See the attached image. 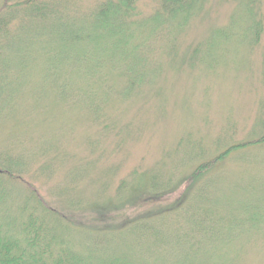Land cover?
<instances>
[{"label":"rangeland","instance_id":"obj_1","mask_svg":"<svg viewBox=\"0 0 264 264\" xmlns=\"http://www.w3.org/2000/svg\"><path fill=\"white\" fill-rule=\"evenodd\" d=\"M43 1L85 16L98 0ZM138 8L146 17L156 7L144 0ZM263 15L264 0H200L186 27L174 35L176 57L167 61L156 54L149 65L143 63V78L130 91L132 97L103 110L101 122L76 105L64 106L58 95L55 88L65 80L70 82L65 92L77 96L79 78L64 74L61 60L52 58L55 38L47 36L48 23L26 29L42 37L31 44L24 43L26 38L13 40L12 48L0 51V82L7 83L0 86V160L22 157L27 164L10 188L19 191L28 183L50 204L62 189L85 203L93 202L97 192L108 202L122 181L144 176L156 177L161 190H178L200 163L264 134V24L254 29ZM222 31L228 39L220 38ZM213 34L219 39L209 45ZM196 46L198 61L190 62L187 56ZM107 79L114 83L115 77ZM98 94L107 107L112 97L121 96L116 86ZM244 150L192 190L204 184L202 200L218 203L219 214L231 216L232 225L242 220L224 235L233 238L200 251L184 249L180 264H264V144ZM204 207L215 208L212 203ZM249 216L258 222L245 225ZM142 247L119 256L134 264H157L164 257L151 244Z\"/></svg>","mask_w":264,"mask_h":264},{"label":"trees","instance_id":"obj_2","mask_svg":"<svg viewBox=\"0 0 264 264\" xmlns=\"http://www.w3.org/2000/svg\"><path fill=\"white\" fill-rule=\"evenodd\" d=\"M142 1L98 0L87 15L75 16L61 10L58 3L2 0L0 44L5 45L0 51L3 54L7 46L12 48L13 40L26 38L24 43L31 44L42 33L25 30L37 27L40 21L47 22L51 30L47 36L55 38L50 44L54 50L52 58L61 60L64 74L79 78L74 87L77 96L65 92L70 90V82L65 80L55 88L58 95L64 106L76 105L79 112L101 122L103 110L132 97L130 91L143 78V63L149 65L156 54L167 61L176 57L174 35L186 27L200 3V0H146L156 8L144 17L138 8ZM263 24L264 15L254 29ZM214 34L207 44L212 45L218 38ZM219 36L228 39L223 31ZM251 40L254 44L258 41ZM198 48L187 56L188 61H198ZM109 76L115 77L114 83L109 82ZM6 84L0 82V86ZM113 86L121 96L112 97L107 107L104 104L107 99L98 92L110 91ZM263 144L264 134L228 146L196 166L181 181L178 190L170 191L168 187L161 190L163 185L158 186L156 177L144 176L137 182L122 181L110 202L102 200V193L97 192L91 203L73 198L63 189L58 192L57 201L50 204L28 183L19 191L10 188L21 180L27 164L22 157L12 159L6 155L0 160V264H134L119 255L136 252L146 243L164 256L157 264H170V260L180 264L185 256L180 253L182 250L200 251L213 242L230 241L233 237H224L225 233L242 221L232 225L231 216L219 214L218 203L202 200L204 184L192 190L233 153ZM45 168L40 167L43 171ZM205 203H212L215 208H205ZM248 221L244 224L258 222L253 216ZM167 230L173 232L167 234ZM175 250L178 255L173 257ZM108 255L119 257L109 261L102 257Z\"/></svg>","mask_w":264,"mask_h":264}]
</instances>
